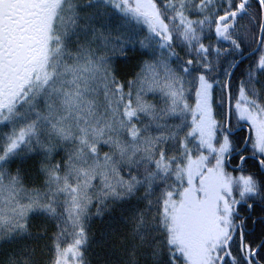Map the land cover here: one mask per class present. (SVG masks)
<instances>
[{
    "label": "snow or ice",
    "instance_id": "snow-or-ice-1",
    "mask_svg": "<svg viewBox=\"0 0 264 264\" xmlns=\"http://www.w3.org/2000/svg\"><path fill=\"white\" fill-rule=\"evenodd\" d=\"M137 50L149 59L126 90L113 59ZM258 75L264 0H0V243L55 220L52 264H86L90 209L127 204L131 264L140 249L151 264H264L249 239L264 234V175L247 173L264 174ZM35 159L42 187L20 166ZM7 264H33L32 249Z\"/></svg>",
    "mask_w": 264,
    "mask_h": 264
}]
</instances>
